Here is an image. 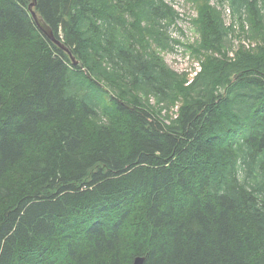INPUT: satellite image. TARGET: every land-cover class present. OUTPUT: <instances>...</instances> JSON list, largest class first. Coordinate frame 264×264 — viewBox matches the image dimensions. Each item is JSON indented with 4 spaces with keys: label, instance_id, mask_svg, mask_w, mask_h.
<instances>
[{
    "label": "trees",
    "instance_id": "1",
    "mask_svg": "<svg viewBox=\"0 0 264 264\" xmlns=\"http://www.w3.org/2000/svg\"><path fill=\"white\" fill-rule=\"evenodd\" d=\"M186 1L188 84L165 0H0V264H264V0Z\"/></svg>",
    "mask_w": 264,
    "mask_h": 264
},
{
    "label": "rangeland",
    "instance_id": "2",
    "mask_svg": "<svg viewBox=\"0 0 264 264\" xmlns=\"http://www.w3.org/2000/svg\"><path fill=\"white\" fill-rule=\"evenodd\" d=\"M168 4L178 11L181 19L178 20L177 25L180 31L170 28L166 35L167 44L163 46L160 51L165 64L174 73L183 75L187 78L186 84L193 80V78L201 71L200 57L194 55L196 48L195 41L197 34L192 26L193 19L197 18V10L192 2L186 0H165ZM264 20V9H261ZM225 23L229 27V35L227 37V45L229 51L227 57H234L239 50H253L262 43L260 39L248 37L249 24L251 22L250 16H232L228 12H223ZM152 104L153 101L150 100ZM175 111V106L167 105L164 111Z\"/></svg>",
    "mask_w": 264,
    "mask_h": 264
},
{
    "label": "water",
    "instance_id": "3",
    "mask_svg": "<svg viewBox=\"0 0 264 264\" xmlns=\"http://www.w3.org/2000/svg\"><path fill=\"white\" fill-rule=\"evenodd\" d=\"M34 5V2L32 1L31 3H30V5H29V8H31L32 6ZM31 13H32V15H33V17H34V19L37 21V25L40 27V29L41 30H43V32L45 33V35L49 38V39H51V40H53L54 42H56V43H60L59 42V40H57L55 37H54V35H53V33H52V31L50 30V28H48V27H43L40 23H39V21L37 20V17H36V15H35V12L33 11V10H31ZM60 45V44H59ZM142 262H143V257H136L135 259H134V261H133V263L132 264H142Z\"/></svg>",
    "mask_w": 264,
    "mask_h": 264
},
{
    "label": "bare ground",
    "instance_id": "4",
    "mask_svg": "<svg viewBox=\"0 0 264 264\" xmlns=\"http://www.w3.org/2000/svg\"><path fill=\"white\" fill-rule=\"evenodd\" d=\"M61 46H62V44L61 43H59Z\"/></svg>",
    "mask_w": 264,
    "mask_h": 264
}]
</instances>
